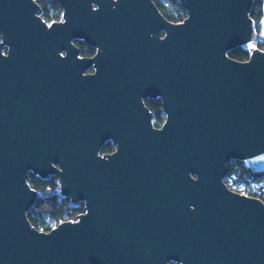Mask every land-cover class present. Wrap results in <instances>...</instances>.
<instances>
[{
    "label": "water",
    "instance_id": "obj_1",
    "mask_svg": "<svg viewBox=\"0 0 264 264\" xmlns=\"http://www.w3.org/2000/svg\"><path fill=\"white\" fill-rule=\"evenodd\" d=\"M54 1L47 25L35 0H0V264H264V203L224 182L233 159L264 171L252 0H178L180 23L153 0ZM29 174L84 211L34 228Z\"/></svg>",
    "mask_w": 264,
    "mask_h": 264
},
{
    "label": "trees",
    "instance_id": "obj_2",
    "mask_svg": "<svg viewBox=\"0 0 264 264\" xmlns=\"http://www.w3.org/2000/svg\"><path fill=\"white\" fill-rule=\"evenodd\" d=\"M42 9L41 16L46 22H54L61 18L62 8L54 0H36ZM160 13L170 23H180L186 18V11L178 0H153ZM250 17L256 23L257 38L252 47L264 51V35L259 28H263L264 0H252ZM80 49V55L90 57L95 54V49L84 42L75 43ZM228 56L237 61H245L249 58V52L241 48L230 50ZM152 113V122L155 127H160L165 116L159 99L145 101ZM114 151V145L106 142L101 148V154ZM224 182L231 190L251 197H256L264 203V171L256 172L246 161L233 159L226 166ZM29 185L38 192L39 197L34 206L28 211L27 218L30 224L37 230L47 232L54 221L62 222L74 220L82 213L83 204L77 206L71 204L68 197L59 194L60 186L55 177L42 180L33 174L28 175Z\"/></svg>",
    "mask_w": 264,
    "mask_h": 264
},
{
    "label": "flooded vegetation",
    "instance_id": "obj_3",
    "mask_svg": "<svg viewBox=\"0 0 264 264\" xmlns=\"http://www.w3.org/2000/svg\"><path fill=\"white\" fill-rule=\"evenodd\" d=\"M36 1V0H35ZM37 2V1H36ZM57 2V1H56ZM38 3V2H37ZM39 5V4H38ZM60 5V4H59ZM40 6V5H39ZM40 9H41V7H40ZM41 13H42V9H41ZM40 17H41V19L47 24V25H50L51 23H54V22H59V21H61L62 20V14H61V18L59 19V20H57V21H54V22H51V23H49V22H46L43 18H42V16H41V14H40ZM77 41H80V40H74L73 41V43H74V45L76 46V47H78L75 43L77 42ZM81 42H83V41H81ZM78 49H79V47H78ZM95 49V48H94ZM96 51V50H95ZM1 53L2 54H6V47H2L1 48ZM79 56H81L80 55V49H79ZM83 57V56H82ZM91 57V56H90ZM87 72H92V69H89ZM152 99H159V98H146V99H144L143 100V102H144V104L146 105V103H145V101L146 100H152ZM160 100V99H159ZM160 102H161V100H160ZM147 107V106H146ZM148 108V107H147ZM161 108H162V106H161ZM149 109V108H148ZM151 112V111H150ZM164 113V112H163ZM152 114V113H151ZM164 116H165V114H164ZM35 176V175H34ZM51 177H54V176H51ZM39 178V177H38ZM50 178V177H49ZM42 180H46V179H42ZM169 264H174V263H172V262H170Z\"/></svg>",
    "mask_w": 264,
    "mask_h": 264
},
{
    "label": "built area",
    "instance_id": "obj_4",
    "mask_svg": "<svg viewBox=\"0 0 264 264\" xmlns=\"http://www.w3.org/2000/svg\"><path fill=\"white\" fill-rule=\"evenodd\" d=\"M74 220H75V219H74ZM74 220H68V221H74ZM62 222H64V221H62ZM62 222H57V221L52 222V224H51V228H50V229L56 227L58 224H60V223H62Z\"/></svg>",
    "mask_w": 264,
    "mask_h": 264
},
{
    "label": "rangeland",
    "instance_id": "obj_5",
    "mask_svg": "<svg viewBox=\"0 0 264 264\" xmlns=\"http://www.w3.org/2000/svg\"><path fill=\"white\" fill-rule=\"evenodd\" d=\"M263 28H259V32H260V34H263L264 35V33L262 32L263 31Z\"/></svg>",
    "mask_w": 264,
    "mask_h": 264
},
{
    "label": "crops",
    "instance_id": "obj_6",
    "mask_svg": "<svg viewBox=\"0 0 264 264\" xmlns=\"http://www.w3.org/2000/svg\"><path fill=\"white\" fill-rule=\"evenodd\" d=\"M263 27H264V22H263ZM262 32L264 33V28H263V31Z\"/></svg>",
    "mask_w": 264,
    "mask_h": 264
}]
</instances>
